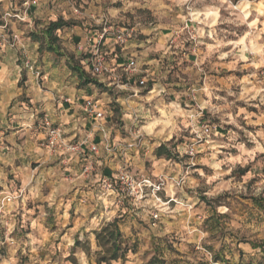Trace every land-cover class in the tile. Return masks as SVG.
<instances>
[{
	"label": "clouds",
	"instance_id": "1",
	"mask_svg": "<svg viewBox=\"0 0 264 264\" xmlns=\"http://www.w3.org/2000/svg\"><path fill=\"white\" fill-rule=\"evenodd\" d=\"M0 264H264V0H0Z\"/></svg>",
	"mask_w": 264,
	"mask_h": 264
}]
</instances>
